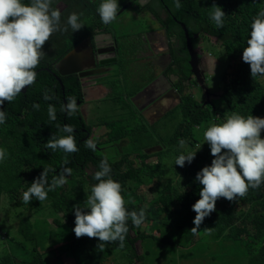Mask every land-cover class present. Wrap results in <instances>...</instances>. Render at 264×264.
<instances>
[{
	"label": "trees",
	"instance_id": "obj_1",
	"mask_svg": "<svg viewBox=\"0 0 264 264\" xmlns=\"http://www.w3.org/2000/svg\"><path fill=\"white\" fill-rule=\"evenodd\" d=\"M126 1H130L131 8L143 12L151 11L155 16H159L152 5L161 0H150L146 3L141 0H117L118 10ZM179 2L181 6L176 8L174 0H162L163 6L160 9L161 12L171 11V15L165 18L163 24L169 36L175 38L170 43L172 62L169 73L181 78L191 74L187 40L175 20L177 17L185 22L191 35L193 31L203 32L222 41V58L227 62L223 75L224 92L221 97L212 101L213 106H203V103L196 102L191 96L182 99L173 110L178 119L175 130L159 136L157 144H160L161 148L153 153V156H157L154 163H141L134 168L130 162L126 172L117 171L115 167L119 166L107 161L111 167L110 178L117 182L120 180L123 187L127 186L128 180L139 182L134 191L132 188L129 193L122 190V194H125V207L129 212H139L143 208L146 213L143 224L140 227L133 226L137 236L127 234L123 247L117 241L112 247H107V251H97L96 248L90 247L89 242H85V238L81 241L75 240L71 229L68 228L67 244L62 248V252H57L54 248L63 245L58 242L61 239L51 236L40 241L41 236L37 239L18 236L19 229L13 223L0 218V264H115L106 262L107 255L113 254L115 248L122 252L119 258L121 264H143L144 254H147L150 260L145 264H264V183L259 188H250L243 198L238 197L233 201L218 199L216 209L211 213L213 222L211 223L207 216L201 223L207 225L209 231L200 227L195 235L191 231L195 227L193 221L197 215L192 210V205L200 199L199 192L203 187L196 180V175L205 166H210L214 159L210 146L203 138V132L212 124L223 122L218 113L225 117L236 112L245 118L250 115L264 118V77L253 79L250 66L242 60L243 49L247 47V40L250 38L251 23L257 13L264 9V0ZM213 5L221 7L225 12L223 28L217 27L209 17ZM87 7L94 11L96 6L91 1ZM148 20L149 18L146 19ZM196 42L197 40L193 39V43ZM126 44L127 49L123 51L125 61L134 52L130 44ZM66 51L62 50L59 55L65 54ZM63 81L65 94L50 72L42 70L38 81L36 79L35 83L29 86L26 94L20 93L12 105L15 107V113L26 108L24 124H20L16 117H9L7 122L0 124V149L6 150V158L0 162V201L13 196L19 190L23 176L30 169L33 172L29 174V182H34L44 169H50L49 183L54 175H59L65 168L70 169L67 183L50 191L49 195L69 202L82 201L83 205L91 187L98 183L93 178L102 160L97 154V149L93 151L86 148L84 141L77 139L75 142L79 151L76 153L67 154L58 150L53 152L44 147L54 134L57 138L69 135L60 131L67 121L74 128L86 126L90 130L91 127L80 119L79 111L71 117L61 112V105L66 104L63 103L64 97H75L78 100L82 95L77 74L63 77ZM53 84H56L59 95H50L54 98L45 100L44 93H48L45 90ZM112 87L114 93L118 82ZM34 104L40 106L39 110L33 107ZM49 104L55 106V121L49 120ZM9 129L15 130L16 135L13 144L7 145L2 138L6 137ZM117 133L119 131L113 135ZM73 135L78 139L85 137V133L78 132ZM150 138L151 135H142L138 141L143 142ZM261 138L264 139V131L261 132ZM181 140L184 141L183 147ZM143 154V161L151 156L146 152ZM181 154H195V158L190 164L186 162L180 167L175 165V160ZM88 163L89 167L93 166V172L89 178L84 179V170ZM146 175L148 180L151 177L156 179L160 196L154 205L147 200L146 190L142 185L146 181ZM71 222L72 218L69 220L70 226ZM62 235H65L64 231ZM138 240H148L150 243L156 241L161 249L151 253L144 247V253H138ZM192 241L195 251H183Z\"/></svg>",
	"mask_w": 264,
	"mask_h": 264
},
{
	"label": "clouds",
	"instance_id": "obj_2",
	"mask_svg": "<svg viewBox=\"0 0 264 264\" xmlns=\"http://www.w3.org/2000/svg\"><path fill=\"white\" fill-rule=\"evenodd\" d=\"M91 1L96 6L94 11L87 7ZM149 1L141 0L144 3ZM174 3L176 8L181 6L179 0H174ZM73 6H77L79 9L73 10ZM162 6L163 3L161 0L159 3L153 4L152 8L158 12V9L160 10ZM117 10V0H0V124L7 122L9 117H16L20 124H24L27 116L26 108L24 107L15 113V107L12 105L20 93L26 94L29 86L34 84L36 79L38 81L39 74L42 70L48 73L50 72L51 77L61 85L64 94L66 90L63 77L77 74L80 78L79 91L82 95L78 100L75 97H64L63 103L66 104H62L60 110L61 112H65L67 117H71L79 111L81 113L80 119L84 121L85 125L89 124L91 126L89 127L90 130L86 126L74 128L67 121L68 125H64L60 128V131L69 133V135L57 138L54 134L44 147L51 149L53 152L58 150L67 154L76 153L79 151L75 142V139H77L81 142L84 141L86 148H90L93 151L97 149V154L102 158L98 166L99 170L93 174V178L98 183L91 187L90 194H87L84 205L82 201L74 205H69V201L67 200L60 202L54 199L52 201V197L49 195L50 191H54L58 187H63L67 183V176L71 173V170L67 168L62 170L59 175H54L50 183L48 181V172L50 169H44L34 182H29V174L33 170H28L23 176V183L29 187L23 193V202L25 204L30 203L33 197H35L39 202L46 201L51 206L45 220L57 228L66 224V229H58L55 234V239H61L58 242L65 244L68 241L67 229L70 228L75 240L79 239L81 241L85 238V242H89L90 247L96 248L97 251H107L117 241L123 247V241L127 234L137 236L133 226L140 227L146 218V213L143 208L139 212L135 210L129 212L127 210L125 207V194H122V190H126L129 193L132 188L134 191L133 182L128 180L127 186L123 187L120 180L117 182L111 179V167L108 162L113 165H118L119 167H115L117 171L123 170L126 172L130 162H132L134 168L140 166L141 163L142 165L144 163H154L155 161H150L149 158L161 148L160 144H157L160 140L159 136L165 135L166 133L170 134L176 128L178 119L173 110L181 103L185 96H191L199 103L206 101L203 106H213L212 101L221 97L224 92L223 75L227 65L226 62L221 73V85L213 91L209 81L216 72L219 62L214 56L210 55L211 53L208 49L202 46L204 55L208 60V71H201L197 75L198 77H192V62L198 52L197 46L199 44L202 45L205 41L209 45H213L211 44V39L215 38L221 45H218V47L222 48V41L218 37L210 36L203 32L193 31L191 35L185 22L175 17L176 22L180 25L187 40L191 74L187 77L184 75L181 81H187L188 84L184 90H181L177 86L180 92L175 88H171L175 92L173 95L178 102L176 101L173 106H170L169 101L168 107L156 116L154 114L157 112H154L152 115L154 119L152 118L153 121L151 124L148 121L144 123L130 121L131 115L127 110L129 104L124 98L120 97L121 91L125 92L126 95L135 94L143 84L140 83L139 78L135 80L136 84L132 89L126 86V74L128 73L129 67L135 69L134 74L141 76L146 65L145 74L147 83L151 82L153 76H156L154 66L143 63L140 56L143 50L151 47L148 45L147 40L148 30L158 32L161 29L159 32L163 37V41L164 37L167 39V44L173 42L175 38L171 41L167 28H157L160 26L159 21L157 16L151 11L143 12L131 8L130 1H126L124 6L120 10ZM126 11L128 12L125 13ZM83 12H92L97 17L94 18L92 24L87 26H93L91 30L81 33L80 29H83L84 25L80 17ZM122 13L126 15L129 13L134 14V17L141 20L139 23L145 22L144 26L135 35L133 44L130 41L131 33L129 31L127 34H118L114 28L110 27L111 22L116 16ZM224 16L225 12L222 8L213 5L209 17L217 27L223 28ZM147 18H149L148 21H146ZM98 19H101V21H98ZM148 24L149 26L145 27ZM250 27V38L247 40V47L243 49L242 60L250 66L251 77L255 79L258 76L264 77V9L257 13ZM105 30L111 34V37L116 38V43L118 40L121 48L124 50L127 49V42L131 44V48L134 50L127 57L126 61L123 56L125 70L121 71L118 69L117 73L114 74L117 78H122L114 80L113 84L118 82V87L114 93H112L113 84L109 88L107 84L105 86L99 85L97 78L92 82H90V78H86L87 76L95 75L92 69L71 70L69 68L70 64L68 63L72 58L74 59L75 54H78L81 58L79 62L84 59L81 52L75 53L77 50L80 51L83 46L84 41H81L83 37L86 35L90 36H87V38L91 39L90 42H92L94 50V47L97 48L99 46L97 37ZM153 37L150 39L151 43L153 40L155 42L157 41ZM142 38L146 39L143 40ZM193 39L197 40L196 44L193 43ZM93 40L95 43H93ZM188 40H190L193 47L192 54L189 50ZM68 41H71L70 45H67ZM63 47L67 51L65 54L59 55L60 51L58 49ZM110 54L117 55V52ZM68 55L70 57L67 59V62L61 63ZM105 55L109 54H103L101 57ZM219 56L220 58L223 57L222 51ZM98 57L99 53L97 54ZM133 57H139V59L132 62ZM46 61L51 62L47 68L45 67ZM57 65L63 73L57 69ZM110 67L112 68L113 65ZM104 70L106 72L111 71V69ZM151 70H153L152 77L147 75L148 71ZM98 87H102L103 95L97 91ZM45 91H48V93H44L45 100H51L54 98L53 96L59 95L56 84H53V86H50ZM109 94H114L116 108L123 110L121 116L117 117L116 128L105 126L99 118L93 119L92 122L90 121L91 112L97 109L96 102L98 103L101 98L105 99ZM201 96L204 100H201ZM93 106L95 108L92 110ZM33 107L39 110L40 106L34 104ZM134 111L136 112V109ZM218 115L223 122L214 123L203 132V138L210 146L211 155L214 159L210 166H205L196 175V180L203 187L199 192L200 199L192 205V210L197 214L193 221L195 227L191 229L194 235L197 234L199 227L200 229H204V231H209V227L205 224L201 225V223L207 216H209L210 222H213L211 213L215 211L218 199L226 198L229 201H233L238 197L243 198L247 195L250 188H259L264 183V139L261 138V132L264 131V118L254 117L253 115L245 118L236 112L226 117L221 113H218ZM48 117L50 121L57 119L56 109L52 104L48 105ZM132 123L137 124L133 126L131 125ZM157 124H159L158 127ZM160 126L165 129L166 132L164 134H159L156 137L152 133L149 134L152 136L150 139L155 140L154 144H146V140L143 142L138 141L142 128H146V130H157ZM169 126H172L173 129L167 131ZM82 128H86L87 131L82 130ZM116 131H119V133L113 135ZM78 132L85 133V137L81 139L74 137L73 133L77 135ZM15 135V130L9 129L5 134L6 137L2 138V141L7 145L13 144ZM130 139H132L134 147H132ZM180 144L183 147L184 141L181 140ZM147 145H156L158 147L145 150L144 146ZM112 151L116 155L115 158L109 156ZM143 152L151 155L145 161H143L145 158ZM133 156L135 159H139V164L133 159ZM5 158L6 150L0 149V162ZM194 158L195 154H181L176 158L175 165L183 167L186 162L190 164ZM90 169L92 170L91 172ZM84 171V179L89 178L90 173L92 174L93 172V166L89 167L88 163ZM147 183L152 185L149 187L146 197L154 205L160 196L156 187V179L151 177ZM152 192L155 194L154 196L151 195ZM71 211H74V213H70ZM70 218H72L71 226L69 224ZM16 228L19 229L17 226ZM63 231L65 235H62ZM17 235L23 237L20 229ZM30 237L37 239V237H34V234H31ZM138 242H141L144 247L143 240H138ZM136 246L138 253H140L141 251L137 244ZM190 246L195 247L193 241L187 244V247Z\"/></svg>",
	"mask_w": 264,
	"mask_h": 264
},
{
	"label": "rangeland",
	"instance_id": "obj_3",
	"mask_svg": "<svg viewBox=\"0 0 264 264\" xmlns=\"http://www.w3.org/2000/svg\"><path fill=\"white\" fill-rule=\"evenodd\" d=\"M79 8L77 6H73V10H78ZM123 12V11H122ZM128 11H126L125 13H127ZM125 13H122L120 15H117L116 18L111 22L110 27L114 28L118 34H127L128 31L131 33L130 35V41L131 44H133L134 41V37L137 34L138 30L141 29L144 26V21L139 23L141 20L139 18L134 17V14L129 13L128 15H126ZM97 16L92 13V12H83L80 20L83 23V30L84 31H90L91 28L93 27H87L88 25L92 24L94 18H96ZM124 20V22H123ZM101 21V19H100ZM148 25H145V27H148ZM155 33L157 32H151L148 33V45L152 46L155 50L157 51H165L167 49V39L164 37V41L162 44H158V45H152L151 43V38L155 35ZM211 44L213 45H209L207 41L203 42V44L201 46H203V48H206L209 50V52L211 53L210 55L214 56L219 64L217 66V70L216 72L212 75L209 83H210V87L213 91H215L216 89H218V87L221 85V73L225 67L226 62L224 61L223 58H220L219 54L224 53L223 47L219 48L218 45L219 41L215 38L211 39ZM71 41H68L67 45H70ZM221 46V45H220ZM54 47V45H53ZM65 48H61L58 49L60 52L62 50H64ZM149 49H151V47H149ZM148 49V50H149ZM149 53H152L151 50L148 51ZM139 59V57H133L132 62H134L135 60ZM113 68V67H112ZM145 68L146 65L144 66V71L143 74L140 76V83L145 85L147 83V77L145 74ZM134 72L135 69L129 67L128 69V73L126 74V86L129 89H132L135 86V76H134ZM117 73V72H116ZM122 93V91H121ZM121 97V94H120ZM211 97V96H210ZM209 97V98H210ZM122 98V97H121ZM200 98V97H199ZM202 98V96H201ZM201 100H204L203 98ZM206 102V101H205ZM204 102V103H205ZM203 103V104H204ZM163 103H159V105L156 107L159 109V111L154 114V116H156L157 114H159L161 111H164L168 105H169V101L164 102ZM96 106L97 109L93 110V112H91L90 114V121L92 122L93 119H101L103 121V124L107 127L110 128H116V123H117V117L118 114L116 112V100H115V96L114 94H109L105 99H102L97 103L96 102ZM154 119V118H153ZM138 121V120H137ZM138 123H140L138 121ZM137 123H132L131 125H136ZM159 126V124H157V127ZM173 127L169 126L167 131L172 130ZM166 131L165 129L162 128V126H160L159 129L157 130H147L146 133L149 134H153L154 137L158 136L159 134H164ZM131 145L132 147H134V144L132 143V139H130ZM146 144H154L155 140L154 139H150V140H146L145 141ZM158 146L156 145H147L144 146L145 150H151V149H155ZM127 149V148H125ZM111 158H115L116 155L115 153L112 151L109 155ZM133 159H135V157L133 156ZM157 159V156H152L151 158H149L150 161H155ZM135 161L139 164L140 161L139 159H135ZM92 170L90 169V172ZM148 180V175H146V181L142 183L143 188H145L146 193L149 190V187L152 184H148L147 183ZM139 184V182H134L133 183V187L134 190L136 189L137 185ZM29 187H27V185L25 183L21 184L19 190L13 195V196H9L7 198H3L0 201V218L3 220H6L8 222L13 223L15 226H17L20 229L21 235L23 237H30L31 234H34V237H39L41 236L42 239H40V241L42 240H46L47 238L54 236L57 232V230H64L66 229V224L61 225L59 228L54 227L53 225H51L49 222H47L45 219L48 216V213L50 211L51 206L46 202H39L38 200L35 199V197H33V199L31 200L30 203L25 204L23 202V193L25 191L28 190ZM152 196H154L155 194L152 192L151 193ZM56 199L59 200L60 202L63 201L64 199H59V198H52V201ZM77 202H69V205H74ZM70 213H74V211H71ZM67 243L63 244V245H57L54 249L57 252H62V248L66 246ZM139 249L141 252H144V247L146 249H149L152 252H157L161 249V246L157 244L156 241L153 242H149L148 240H145L143 245H145L144 247L142 246L141 242L137 243ZM185 248V247H184ZM187 249H184L183 251H190V252H194L195 247L194 246H190L187 247ZM113 254L108 255L106 262L107 263H115V264H121V260L119 259L121 256V250H119L118 248H115L112 252ZM186 254V253H184ZM149 256L147 254H144V260H143V264L146 263V261H150ZM117 260V261H115ZM56 264V263H55Z\"/></svg>",
	"mask_w": 264,
	"mask_h": 264
},
{
	"label": "flooded vegetation",
	"instance_id": "obj_4",
	"mask_svg": "<svg viewBox=\"0 0 264 264\" xmlns=\"http://www.w3.org/2000/svg\"><path fill=\"white\" fill-rule=\"evenodd\" d=\"M158 13L159 16L157 17V19L159 21L160 26H158L157 28L158 29L166 28L163 23L165 18H167L168 15L169 16L171 15L170 11L161 12L158 9ZM159 31H161V29L158 30L156 35L153 37L157 41L155 42L153 40L152 45H158L163 43V37ZM151 32H152L151 30H148L147 40H149L148 33ZM87 36L90 37L89 35H86L81 39V41H84L83 43L84 50L82 52L79 50L75 52V53L81 52L84 56V59L81 62H79V59L81 58L79 57L78 54H75L74 59L72 58L68 62L70 64L69 68H71V70L92 69L95 75L87 76L86 78H90L91 79L90 82L94 81V79L97 78L99 85L105 86V84H107L108 87L110 88L114 80L122 79L119 77L117 78L116 76H114V74L117 72L118 69H120L121 71L125 70V66L123 63L124 49L121 48V46L118 43V40L116 43V38L111 37V34H109L107 30L103 31L102 34L97 37L99 46L97 48L94 47V50L92 47V42H90ZM142 39L145 40L146 38H142ZM173 40L174 37L171 36V41ZM93 43H95L94 40ZM149 50H151L152 53H149L148 52ZM149 50L147 48L141 52L140 54L141 61L143 63H147V65L148 64L153 65L156 71L155 74L156 76H153V70L148 71L147 75L151 77L153 76L151 82L142 85L141 88L135 94L126 95L125 92H122L121 97L124 98L129 104L127 110L131 115L130 121L138 120L140 123H144L145 121H148L151 124L153 121L152 115L154 114V112L159 111V109L156 108L159 105V103L162 102L164 104V102L170 101V106H173L176 101L178 102L176 97L173 95L175 92L172 91L171 88H175L178 92H180L177 86L180 87L181 90H184L188 82L184 80L181 81L184 75L181 78L179 75H174L169 73V65L172 61V56L170 53V44H167V49L165 51H157L152 46L151 49ZM197 50L198 52L196 53L195 59L193 61L194 64L192 62V66H193L192 77L194 78L198 77L197 75L199 74V72L204 70L208 71V60L207 57L204 55V50L200 44L197 46ZM96 51L99 53V57H101V55L103 54H109V55H105L102 56L101 58L99 57L97 58L98 53ZM112 52H117V55L110 54ZM115 58H117V60H115ZM50 64L51 62L46 61L45 67L47 68V66H49ZM112 65L113 68L110 67ZM104 69H111V71L106 72V70ZM56 73L58 72L56 71ZM134 75L136 77V80L140 78L139 74H134ZM94 108L95 106L92 107V110ZM134 109H136V112L134 111ZM122 113L123 110L121 108H117L118 116H121ZM82 130L87 131L86 128H82ZM146 131H147L146 128L145 129L142 128L140 136L149 135V133H146Z\"/></svg>",
	"mask_w": 264,
	"mask_h": 264
},
{
	"label": "water",
	"instance_id": "obj_5",
	"mask_svg": "<svg viewBox=\"0 0 264 264\" xmlns=\"http://www.w3.org/2000/svg\"><path fill=\"white\" fill-rule=\"evenodd\" d=\"M183 27H185V26H183ZM187 35H188V34H187ZM89 40L91 41L90 38H89ZM188 41H189V43H188L189 50H190V52H191V54H192L193 47H192V45H191V43H190V40H188ZM69 57H70L69 55L66 56V57L63 59V61H62L61 63H65V62H67V59H68ZM57 69H58L61 73H63L58 65H57Z\"/></svg>",
	"mask_w": 264,
	"mask_h": 264
},
{
	"label": "crops",
	"instance_id": "obj_6",
	"mask_svg": "<svg viewBox=\"0 0 264 264\" xmlns=\"http://www.w3.org/2000/svg\"><path fill=\"white\" fill-rule=\"evenodd\" d=\"M100 27V26H99ZM102 27V26H101ZM81 33L84 31L82 28L80 29ZM131 47V44H130ZM84 50V47L82 46L80 51L82 52ZM98 92H100L101 94L103 93L102 87H98L97 89ZM103 95V94H102Z\"/></svg>",
	"mask_w": 264,
	"mask_h": 264
}]
</instances>
